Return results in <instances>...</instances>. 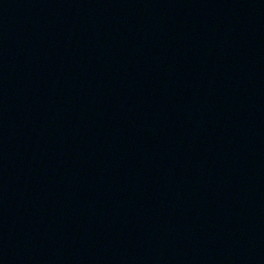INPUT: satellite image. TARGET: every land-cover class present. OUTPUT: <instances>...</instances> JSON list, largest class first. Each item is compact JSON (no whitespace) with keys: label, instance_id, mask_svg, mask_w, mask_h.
<instances>
[{"label":"water","instance_id":"obj_1","mask_svg":"<svg viewBox=\"0 0 264 264\" xmlns=\"http://www.w3.org/2000/svg\"><path fill=\"white\" fill-rule=\"evenodd\" d=\"M0 264H264V0H0Z\"/></svg>","mask_w":264,"mask_h":264}]
</instances>
